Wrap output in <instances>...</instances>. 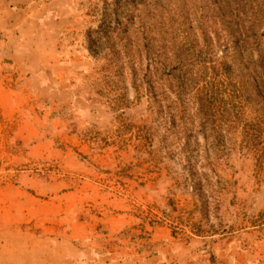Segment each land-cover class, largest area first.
<instances>
[{
	"label": "rangeland",
	"instance_id": "374dc122",
	"mask_svg": "<svg viewBox=\"0 0 264 264\" xmlns=\"http://www.w3.org/2000/svg\"><path fill=\"white\" fill-rule=\"evenodd\" d=\"M7 1L0 209L22 216L0 241V264H264V126L255 150L241 144V121L224 133L201 201L181 183L182 163L162 148L145 100H135L128 69L103 85L105 60L86 41L103 0ZM175 2L196 13L214 9L208 0ZM136 8L150 19L149 3ZM207 22L220 60L226 32L216 17ZM121 95L127 103L119 107ZM253 118L244 107L240 120Z\"/></svg>",
	"mask_w": 264,
	"mask_h": 264
},
{
	"label": "trees",
	"instance_id": "16d2710c",
	"mask_svg": "<svg viewBox=\"0 0 264 264\" xmlns=\"http://www.w3.org/2000/svg\"><path fill=\"white\" fill-rule=\"evenodd\" d=\"M109 1L103 0L97 26L86 32L88 50L105 60L103 85L128 69L135 100H145L148 122L163 130L162 148L182 163L181 183L203 201L209 174L225 152L224 133L241 121V144L255 150L264 126V28L258 31L264 0H208L214 9L198 13L175 0H164V8L145 0L153 10L149 20L136 8L142 0ZM187 3L192 8L193 0ZM215 17L227 38L222 60L215 58L207 32V21L213 24ZM113 103L127 101L121 95ZM244 107L253 111L251 121L240 120ZM198 163L205 169L200 174Z\"/></svg>",
	"mask_w": 264,
	"mask_h": 264
},
{
	"label": "crops",
	"instance_id": "0c3cea01",
	"mask_svg": "<svg viewBox=\"0 0 264 264\" xmlns=\"http://www.w3.org/2000/svg\"><path fill=\"white\" fill-rule=\"evenodd\" d=\"M7 0H0V33L7 30L8 27V23H7V14H9V12L11 11V8H9V4H7ZM0 42L1 39H0ZM0 90L2 92L3 88L0 87ZM15 203H20V199H15ZM0 241L6 243V237L9 238L10 236H12L15 227L17 226V224L19 223L18 221L20 220L22 214L21 211L16 209L10 214V211L8 210V212H6L3 207L0 209ZM6 213V214H4ZM2 215H7V218H11V222L7 219H5V217ZM15 233V232H14ZM2 246V245H1ZM42 254V253H41ZM45 255V254H42ZM2 264H19V263H14L11 261H6Z\"/></svg>",
	"mask_w": 264,
	"mask_h": 264
}]
</instances>
